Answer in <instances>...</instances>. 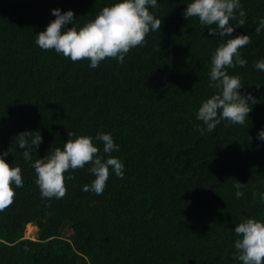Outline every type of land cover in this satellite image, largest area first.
Wrapping results in <instances>:
<instances>
[{"label":"trees","instance_id":"obj_1","mask_svg":"<svg viewBox=\"0 0 264 264\" xmlns=\"http://www.w3.org/2000/svg\"><path fill=\"white\" fill-rule=\"evenodd\" d=\"M113 2L0 0V151H9L6 161L21 167L24 180L0 211V264H236L234 227L264 219V202L253 196L264 190V146L256 138L264 128V71L255 68L264 58V31H255L264 0H241L246 24L233 35L251 37L240 49L247 65L228 69L255 98L249 119L222 121L203 136L196 113L218 91L208 84L222 41L197 17L183 16L189 0H158L159 32L123 64L108 58L90 68L35 44L55 19L53 8L74 10L83 26ZM29 130L44 138L33 162L63 148L68 131L110 132L125 175L110 174L97 196L82 191L94 179L86 165L65 181L63 198L41 199L32 162L15 141ZM237 181L246 183L240 199ZM28 225L36 240L26 238Z\"/></svg>","mask_w":264,"mask_h":264},{"label":"clouds","instance_id":"obj_2","mask_svg":"<svg viewBox=\"0 0 264 264\" xmlns=\"http://www.w3.org/2000/svg\"><path fill=\"white\" fill-rule=\"evenodd\" d=\"M158 6V0H114L83 26L77 23L74 10L53 8L51 14L55 19L38 33L35 44L42 50H54L73 62L87 60L90 68H98L108 58L123 64L131 49L145 46L148 43L146 37L159 32L162 19L152 11ZM183 16L186 19L197 17L210 36L222 41L211 56L208 84L218 91L201 101L196 120L202 125H196V130L203 136L213 132L222 121L245 125L255 98L251 92L244 94L241 91L244 84L239 75L228 72L229 68L247 65L240 49L251 43L248 34L233 35L238 27L246 24L247 13L241 0H189ZM255 31L257 34L264 31V17L259 19ZM225 37L231 38L225 41ZM255 68L264 71V58L255 62ZM256 138L261 141L258 147L264 146V128L258 131ZM15 141L23 150L24 160L32 162L41 199L63 198L67 193L65 181L74 179V171L86 165L94 179L91 184H85L82 191L97 196L106 189L110 174L120 178L125 175V163L112 155L120 151V145L110 132H98L93 137L77 136L68 131L63 148L57 147L34 162L33 153L44 143L40 132H20ZM96 141L102 143V152ZM8 156V150L0 151V211L13 203L16 189L24 186L21 167L10 165L6 161ZM232 187L237 199L245 196L246 183L237 181ZM253 196L264 202V190L254 192ZM234 233L233 261L236 264H264V219H244L234 227Z\"/></svg>","mask_w":264,"mask_h":264},{"label":"rangeland","instance_id":"obj_3","mask_svg":"<svg viewBox=\"0 0 264 264\" xmlns=\"http://www.w3.org/2000/svg\"><path fill=\"white\" fill-rule=\"evenodd\" d=\"M37 228L33 225H28L26 229V238H32L36 240L37 238Z\"/></svg>","mask_w":264,"mask_h":264}]
</instances>
